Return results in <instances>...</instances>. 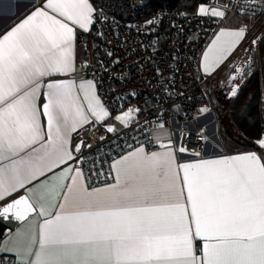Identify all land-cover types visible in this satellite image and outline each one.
<instances>
[{
    "label": "snow or ice",
    "instance_id": "1",
    "mask_svg": "<svg viewBox=\"0 0 264 264\" xmlns=\"http://www.w3.org/2000/svg\"><path fill=\"white\" fill-rule=\"evenodd\" d=\"M94 12L90 0H43L0 35V201L25 190L0 206V218L38 222L12 249L17 264H264V158L256 152L181 162L188 150L169 138L114 160L112 182L100 187L73 166L84 142L73 149L72 134L110 112L93 81L53 77L75 71L76 28L87 31ZM245 33L222 29L204 70ZM132 112L117 119L128 123ZM55 169L61 179L51 189L26 187Z\"/></svg>",
    "mask_w": 264,
    "mask_h": 264
},
{
    "label": "built area",
    "instance_id": "2",
    "mask_svg": "<svg viewBox=\"0 0 264 264\" xmlns=\"http://www.w3.org/2000/svg\"><path fill=\"white\" fill-rule=\"evenodd\" d=\"M131 6L135 11L145 8L136 1ZM207 6L251 15L252 30L264 20L261 0H209ZM94 9L91 27L76 35L77 45L86 52V74L96 82L110 116L122 109L134 114L123 130L109 131L104 122L92 121L73 133V149L84 142L74 155L90 183L111 182L112 162L136 146L157 150L162 143L154 139L158 129L168 128L175 145L187 148L180 159L220 151L218 119L198 59L223 19L167 6L153 8L152 14L137 20L118 18L100 6ZM17 262L0 258V264Z\"/></svg>",
    "mask_w": 264,
    "mask_h": 264
},
{
    "label": "crops",
    "instance_id": "3",
    "mask_svg": "<svg viewBox=\"0 0 264 264\" xmlns=\"http://www.w3.org/2000/svg\"><path fill=\"white\" fill-rule=\"evenodd\" d=\"M261 1H264V0H261ZM42 2L43 0H0V35L5 34L7 31L11 30V28L14 27L16 24L20 23L26 16L31 14V12L34 11L37 6H41ZM90 3L92 4L94 8V4L92 0H90ZM207 9L209 11L213 9L223 11L225 14L220 17L223 19L224 24L221 28L217 29L214 32L210 41L203 48L199 56V59H198V65H199L201 74L205 77V79H207V83L209 84V86L212 83H216L217 87L220 88L222 81L225 80L226 77L229 75L230 66L234 63V60L236 61L237 58H239L240 53L244 49L245 44L247 43L249 37L251 36L252 27L255 23V19L251 15L249 14L247 15L241 12H232V11H228V10L221 9V8H215V7L212 8L209 6H207ZM241 28H245L246 33L243 39L240 41V43L235 46L232 52L227 56V59H225L218 67H215L214 70H210L206 72L204 70V54L208 51L209 47L212 45L217 35L221 32L222 29L239 30ZM80 31H83V29H80L79 27H77L76 35ZM74 66H75V71L70 72V73L57 74V75H54L53 78L54 79H64V80L71 79V80H75L77 83H79L82 80L84 81L91 80L95 84L96 93L100 96L96 82L86 74V69H85L86 68V52L83 47L77 45L76 38H75V43H74ZM208 84H207V88H208ZM208 92H209V89H208ZM209 95H210V92H209ZM133 114L134 113L132 112V115ZM112 117L113 116H110L102 122L105 123L108 120H110ZM89 124L90 123H88L84 127H87ZM155 133L158 135H155ZM155 133H154V139L156 141L167 144L169 141V138L172 140L171 132L169 131L168 128L158 129L155 131ZM157 136L160 137L159 140L156 139ZM219 138L222 143L221 150L218 151L217 153H214L213 155L206 156V157H199V158H216V157H221V156H235L238 154H243V153H248V152H256L258 155L264 158V146H262L259 143V141L264 140V133L262 134L261 138L258 140L257 147H252V148H235L229 143L227 144L220 134H219ZM71 146H72V137H71ZM140 146L141 145L136 146L133 149L138 148ZM133 149L129 150L128 152L132 151ZM126 153H124L123 155H125ZM121 156H119L117 159H119ZM195 159H198V158H195ZM195 159H180L179 158L181 162L192 161ZM73 166L77 167L76 164H74ZM61 170L62 169H55L54 170L56 174L55 176H53L52 173H49L47 174L46 177H41L40 179L45 181L43 185H41L39 181H34L33 184L27 185L26 187H33V185H38V187L36 188L38 192L45 191L46 189H51L54 185H57L60 182L61 178H60L59 173L61 172ZM100 186L102 185L95 186V187H100ZM23 193H25V190L20 189L14 194H12L11 196L5 197L3 201H0V206L12 200L13 198H16L17 196ZM53 203H55V201H53ZM37 228H38V222L32 221L30 217L28 222H23L22 224L17 226L15 229L8 231L0 242V258L9 256L18 261L17 253L12 251V249L24 243L26 239L25 233L28 230L37 229ZM199 247H200V244L198 242L197 248Z\"/></svg>",
    "mask_w": 264,
    "mask_h": 264
},
{
    "label": "trees",
    "instance_id": "4",
    "mask_svg": "<svg viewBox=\"0 0 264 264\" xmlns=\"http://www.w3.org/2000/svg\"><path fill=\"white\" fill-rule=\"evenodd\" d=\"M136 0H92L95 6L105 8L107 13L126 20L142 19L152 14L153 8L167 6L180 12L199 11L201 5H208L209 0H166L137 9L132 7ZM136 13V16L134 14ZM260 68L240 94L230 102L210 92V98L215 113L219 116L223 127L221 137L235 148L257 147V142L264 133V32L259 45ZM209 86V84H208ZM228 114L227 117H225ZM231 124L224 126V122ZM230 141V142H229ZM235 142L237 145H235Z\"/></svg>",
    "mask_w": 264,
    "mask_h": 264
},
{
    "label": "rangeland",
    "instance_id": "5",
    "mask_svg": "<svg viewBox=\"0 0 264 264\" xmlns=\"http://www.w3.org/2000/svg\"><path fill=\"white\" fill-rule=\"evenodd\" d=\"M264 32V20L262 23H260L256 29H253L252 32H251V36L249 37L247 43L245 44V47L244 49L242 50V52L240 53L239 55V59H246L251 52L252 53V69H253V72L251 73V75L249 76L248 80L251 81L254 77V75L256 74V72L259 70L260 68V56H259V50H258V45H259V42H260V39H261V36ZM225 78V77H223ZM227 79V77H226ZM223 80V81H226ZM246 86V85H245ZM242 88V87H241ZM208 89H209V92L213 93L215 96L223 99V101L225 103L227 102H230L232 101L233 99H226L219 91H220V88L217 87L216 83H212L210 86H208ZM244 89V87L242 88V90ZM231 90V89H229ZM241 90V89H240ZM241 90V91H242ZM227 97V95H226ZM129 111V109H122L121 111L117 112L116 114H114V116L108 120L107 122H105V126L107 128H109V126H114L115 128V131L117 130H123L125 127H126V123L124 121H121V120H118L117 119V116H120L124 113H127ZM228 114L225 116L227 117ZM216 118L218 119V133L221 135V132L223 131V127L222 125L220 124V119H219V116L216 114ZM228 123H226V121L224 122V126H229V123L231 124L230 120L228 119ZM155 135H158L155 133ZM230 142V141H229ZM232 145H233V142L231 141L230 142ZM235 145L236 142H235Z\"/></svg>",
    "mask_w": 264,
    "mask_h": 264
},
{
    "label": "flooded vegetation",
    "instance_id": "6",
    "mask_svg": "<svg viewBox=\"0 0 264 264\" xmlns=\"http://www.w3.org/2000/svg\"><path fill=\"white\" fill-rule=\"evenodd\" d=\"M252 53L253 52L250 51L246 59L237 58V60H234V63L230 66L229 75L227 76L226 81H222L219 91L226 99H233L236 96L232 95L233 91H236L238 96L242 88L249 82L248 78L253 72Z\"/></svg>",
    "mask_w": 264,
    "mask_h": 264
},
{
    "label": "water",
    "instance_id": "7",
    "mask_svg": "<svg viewBox=\"0 0 264 264\" xmlns=\"http://www.w3.org/2000/svg\"><path fill=\"white\" fill-rule=\"evenodd\" d=\"M164 1H166V0H136V5L138 7H146L148 5L158 4V3H161ZM21 195H25V193H23ZM21 195H19V196H21ZM19 196H17L16 198H13L12 200L17 199ZM12 200H10L4 204L10 203ZM4 204H2V205H4ZM22 223L23 222L17 221L16 219H14L11 216V214H9L8 219L0 218V242L3 239L4 235L8 231L15 229L17 226H19Z\"/></svg>",
    "mask_w": 264,
    "mask_h": 264
}]
</instances>
